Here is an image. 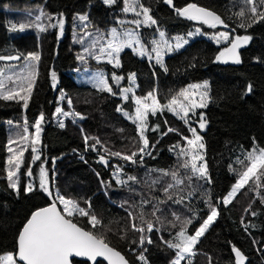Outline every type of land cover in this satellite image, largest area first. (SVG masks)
Returning a JSON list of instances; mask_svg holds the SVG:
<instances>
[{
	"label": "trees",
	"instance_id": "obj_1",
	"mask_svg": "<svg viewBox=\"0 0 264 264\" xmlns=\"http://www.w3.org/2000/svg\"><path fill=\"white\" fill-rule=\"evenodd\" d=\"M140 3L150 9V15L156 21V24L139 31L147 50L152 49L153 36L158 32H164L165 38L173 40L188 35L196 26H201L206 33L224 29L232 37H251L240 49L241 63L236 66L219 64L216 57L225 47L210 37L200 35L165 58L167 71L130 49L120 53L121 66L117 68L107 62L96 61L94 55H89L85 49L98 35L102 34L103 40L108 38L111 28L118 26L121 20L133 17L123 10L125 0H116L112 5H106L103 0H0V55H20L18 60H0V68L7 69L9 75H15L29 63L26 60L28 53L38 52L41 57L39 75L27 109L23 107L22 100H0V255L16 252L18 234L30 215L36 209L51 204L52 198L39 187V169L44 167L53 192L58 190L85 209H88L86 202H90L88 210L105 227L92 229L88 217L75 216L72 218L74 222L87 230L103 232L110 246L124 253L132 264H141L137 259L141 253L148 264H171L176 258V250L169 248L164 241L177 242L175 238L185 218L192 221L187 233L194 234L210 214L209 204L217 209L218 216L195 246L192 264H209V257L211 264H235L233 246L246 257L244 264H264V203L257 195L259 192L264 196V186L255 189L250 181L231 203H223L242 170L237 161L244 160L254 147L264 148V20L252 23L250 27H239L242 22H250L251 13L245 0H173L172 5L165 0H140ZM190 3L218 13L228 27L217 25L212 28L177 14L176 8ZM241 10L245 11L243 21L235 15ZM41 12L44 16L40 23L46 26L43 32L35 27L36 17ZM81 15H86L88 20L81 21ZM61 18L64 20L62 37L59 28L51 27ZM21 23L31 26L23 31L18 28L11 30L12 24L19 26ZM99 45L91 47V52L97 54ZM78 56H84V59H78ZM84 66L105 70L115 95L95 86L78 84L69 71ZM52 71L56 73L55 87ZM132 73L137 84L135 95L144 97L155 92L162 105L189 85L207 82L209 100L207 107L199 111V116H204L205 128L197 126L191 116L186 124L167 110L155 115L149 113L148 151L140 154L139 149L143 145L138 124L130 118L136 104L132 97L124 101L121 91ZM114 75L123 77L120 83L113 79ZM249 84L251 92L247 90ZM14 86L12 82L7 85L9 88ZM61 92L65 93L62 107L79 114L78 123L67 119L63 128L55 121ZM69 99L71 105L68 104ZM125 112L129 115L126 116ZM41 113L44 114L41 141L35 145L39 149L40 160L33 163L31 137L29 141L19 138L27 135L25 127L29 133H34L33 125ZM80 116L84 118L80 119ZM157 125L158 130L152 131ZM195 126L203 138L204 160L211 182L183 168L187 157L178 155L180 148L176 145L187 147L183 138H191L189 127ZM168 128L175 131L167 132ZM165 132L167 135L163 134ZM84 136L98 138L100 144H96L94 150L91 145L95 141L89 139L86 147ZM14 140H18L19 145H27L18 173L19 194L9 186L7 178L9 167H13L8 164L12 156L8 148ZM11 147L18 148V144H11ZM149 151L151 155L147 154ZM110 152L122 155L137 152L134 157L137 163L111 156ZM101 156L107 164L100 160ZM114 164L122 168L121 180L126 183L118 184L113 178ZM29 168L31 177L27 175ZM173 170L179 173L178 178L184 180L183 184L176 185L171 175L163 174ZM129 176L136 179L128 180ZM188 176L192 177L190 181ZM29 178L33 182V191L25 192ZM168 184L175 185L169 190L173 200H167L163 191ZM261 185H264V177ZM156 197L166 200L159 205L161 212L156 213L161 217L159 222L151 215ZM177 197H183V202L174 203ZM142 200L150 201L143 205V211L145 219L154 223L153 231L145 233L153 243L145 242L143 247L138 243L141 234L131 229L129 218L131 212L137 217L135 222L141 223ZM253 212L256 215H252ZM173 213L180 216L181 221H176ZM134 240L137 243H133ZM73 262L90 264L77 259ZM96 264L106 263L99 261ZM181 264H187L186 259Z\"/></svg>",
	"mask_w": 264,
	"mask_h": 264
},
{
	"label": "snow or ice",
	"instance_id": "obj_2",
	"mask_svg": "<svg viewBox=\"0 0 264 264\" xmlns=\"http://www.w3.org/2000/svg\"><path fill=\"white\" fill-rule=\"evenodd\" d=\"M106 5H112L116 2V0H103ZM165 2L169 5L173 4V0H165ZM126 6L124 7L125 12L132 11L136 14V16H143V20H134L131 23L136 24L137 27H140L141 24L151 26L156 24L155 19L150 15V9L145 7L140 3V0H125ZM245 3L249 5L248 11L251 13L250 22L248 23H240L239 27L246 28L250 27L252 23H257L260 20H264V0H245ZM178 15L184 16L189 20L199 21L209 27L215 28L217 25H223L225 28L228 27L225 24V21L221 18L220 15L215 12L206 9L204 7H200L195 3H190L183 8L175 9ZM237 17H239L242 21L245 18V11L241 10L238 13H235ZM44 16V13L41 12L39 16L36 17L35 27L39 29V31H46V26L40 23L41 18ZM81 21H87L88 17L86 15L79 16ZM31 25H27L24 23L11 25V30L16 31L17 28L20 31H23L26 27H30ZM52 28H59L60 34H63L64 30V20L58 19L56 23L51 25ZM199 32V29H197ZM124 36L128 37V39H121V34L117 32L116 29L111 30V39L107 41L106 46L100 43L103 40V35H98L93 42V44L86 48L85 51L89 55H94V58L99 61L101 57L106 56L107 62L113 64L115 67H120L119 53L123 51L125 48H132L133 51H137L136 48L133 47L134 44H140V40L138 36H136L135 32H125ZM160 40L152 41L154 47L152 48V52L155 53V60L157 64H160L161 67L164 68V71H167V68L164 67L163 64V55L165 51H172L173 48H180L188 41L183 39L182 37L176 38L175 44H170L164 37L165 33L160 32ZM191 35V33H189ZM217 43L221 41L228 43L229 46L224 48L219 52V55L216 57L217 61H222L224 63H228L231 61L232 63L239 64L241 63L240 56L238 53V49L247 44L251 39L250 36H235L230 39V34L228 32H220L218 35L213 36ZM83 42V41H79ZM96 44H100L99 55L91 52L90 48L95 47ZM138 54L141 56L149 55V59L152 56L147 53V51L141 45ZM40 54L38 52L28 53L26 60L29 63H26L23 70L15 75H9L6 73V70L0 68V100H22L23 107L27 109L28 101L31 98L33 87L35 85V81L38 72V63L40 61ZM20 59L19 54L15 55H0V60H18ZM78 59L83 60L84 56H78ZM51 78L53 82V87H55L56 83V73L55 71L51 72ZM130 78L135 81V74H130ZM117 82L123 79L122 76H113ZM12 82L14 87H7L8 83ZM101 91H107L110 94L115 95L112 91V87L108 84L107 80L103 78V76L98 77L97 83L95 85ZM209 85L205 82L203 85L201 84H193L188 88L182 89L173 96L168 103L161 104L157 99L155 92H149L144 97H135V104L137 105L135 109V115L130 117L133 120V123L138 122V132L140 136V140L142 142V147L139 149V153H145V150L149 146V140L145 136V132L148 130L147 119L149 113L155 115L158 111H163L167 109L168 111L173 112L178 115L180 119L184 120L185 123H188L186 119L189 116V112L191 111L195 114V109L197 108H205L207 107V103L209 100V93L207 89ZM204 89V91L198 92L197 90ZM252 86L248 85L247 90L251 92ZM130 88L123 89L124 99H128L127 93L130 92ZM199 95V99H196V96ZM61 100L65 99L64 94L60 96ZM71 99L68 100V104L71 105ZM120 111V109H117ZM63 115L65 117L69 115H77L78 113H69L65 112L62 108L57 107L55 109V115L60 116ZM127 116L128 113H125ZM83 116H80V119H83ZM44 120V114L41 113L39 118L35 121L33 127L35 129L34 133H29L28 128H24V132L27 135L21 136L19 140L29 141V137H31L30 143L33 145L31 151L34 153L32 156V162L40 160V152L35 145H39L41 141V122ZM11 123V121H9ZM27 123V122H25ZM59 126L63 128L64 122L63 120L59 121ZM206 123L204 121V116L201 114L199 127L204 129ZM159 126L157 125L155 128H152V131H157ZM175 131V129L168 128L167 132ZM189 131L191 132V138L184 137L183 139L187 142V147H180L176 145V147L180 148V152L178 155L185 156L187 159L183 161L182 167L185 169H189L193 175H196L200 179H207L210 181V177L207 173V164L204 161V155L201 150L205 148L202 136L197 133L196 128L189 127ZM167 132L163 133L167 135ZM89 139L95 141L91 147L95 150L96 144H100L98 138L84 136V141L86 147L88 146ZM11 144H18V148L11 147ZM27 150V145H19L18 140H14L10 142L8 151L12 153V156L8 159V164L13 166L9 167L7 178L9 181V186L17 191L19 194V170L21 165L23 164V156L24 152ZM105 152H109V149L104 148ZM151 155L149 151L147 153ZM111 156L120 157L124 160L130 161L133 164H136L137 161L134 157L137 156V152H133L131 155H122L120 152H110ZM100 160L107 164V160L101 156ZM247 161V163H245ZM203 162V163H200ZM43 163V162H42ZM237 163L242 165V170L238 173L237 182L232 186L231 190L228 194L223 198V203L228 205L235 198L237 193L243 189L245 186L249 185L251 181L255 189H259L264 186L261 185V178L264 177V148L254 147L251 151L247 152L244 160H238ZM39 187L45 192L50 198H52V202L47 207H42L35 212H33L27 222L23 225L22 230L19 232L17 237V251L9 252L4 255H0V264H73V257H84L87 258L91 264H96L97 258L102 257L104 260L108 261V264H129L128 260L114 247L110 246V244L106 241L105 234L103 232H95L92 230H87L84 227L78 225V223L74 222L72 219L75 216L80 217H88V223L91 225L92 229H96L98 226L105 227L102 225L100 219L93 213H91L88 209L91 208L90 202L88 203V209L80 207L79 203L73 199L66 198L64 195H61L58 190L55 192L52 191L50 186V180L48 177V173L44 167H40L39 169ZM164 175H171L176 185H180L184 183V180L178 178L179 173L176 171L164 172ZM27 175L29 177L32 176V170L29 168L27 170ZM189 181L191 180V176L187 177ZM134 176H129L128 180H135ZM118 184H124L126 181L120 180L119 178L116 181ZM153 184L156 181H152ZM175 185L168 184L164 189V194L167 200H173V195L170 193V189ZM25 192L33 191V184L28 183L25 186ZM191 195V193H189ZM261 202L264 203V196H260L259 192L257 193ZM156 203L153 204L151 215L156 218V221H160L161 217L157 216V212H161L159 205L161 203H166V200H160L158 197L154 198ZM183 197H177L173 202L174 203H182ZM57 203L62 206L58 207ZM150 203V201H141V211L139 214V219L141 221L140 224H137L135 221L137 219L133 213L129 212L130 218V227L133 231L140 233L139 237V245L141 247L144 246L145 242L148 244L153 243L150 236L145 233H151L154 229V223L152 221L146 220L143 211V205ZM210 214L203 220V223L200 225L198 229L194 231V234L187 233V227L191 224V219L185 218L181 221V217L173 213V216L176 221H181V228L176 236L175 243L171 241H164L169 248H173L176 250V258L171 262V264H181L182 260H185L186 257L194 256L196 253L194 252L195 246L199 243L200 238L206 233L209 229L210 225L215 221L218 216V211L215 207H212L209 204ZM250 211V208L248 209ZM252 215H256L255 212ZM175 227V224L172 225ZM159 231V229H157ZM121 239H124V236H121ZM163 240V237H161ZM133 243H137V241H133ZM147 251V249H144ZM232 251L235 253V264H244L246 257L243 253L236 248L232 247ZM137 259L141 261V264H148L147 258L141 253L137 256ZM187 264H192V260L187 259ZM209 264H211V257H209Z\"/></svg>",
	"mask_w": 264,
	"mask_h": 264
},
{
	"label": "rangeland",
	"instance_id": "obj_3",
	"mask_svg": "<svg viewBox=\"0 0 264 264\" xmlns=\"http://www.w3.org/2000/svg\"><path fill=\"white\" fill-rule=\"evenodd\" d=\"M129 14H132L133 15V17L132 18H128V19H124V20H121L120 21V23L118 24V26H116V27H113V28H111L110 29V35H109V37L108 38H105L104 40H103V42H102V44H104L105 46H106V44H107V41L108 40H110L112 37H111V30L112 29H116L117 30V32L119 33V34H121V39H128V37H126V36H124L123 34L125 33V32H132V31H134L135 32V34H136V36H138V38H139V40H140V44H134L133 45V47L134 48H136L137 49V51H133V49L132 48H125V49H130V50H132L134 53H136L137 55H139L138 54V51H139V49H140V47H141V45L143 46V48L147 51V53H149L151 56H152V58L151 59H149V55H144V56H141V55H139V56H141V57H145V58H147L150 62H153L154 64H156V65H158V66H161L160 64H157L156 63V60H155V53H153L152 52V49L149 51V50H147V48L143 45V43H142V41H141V39H140V37H139V31H140V29L141 28H144V27H147V25H144V24H141L140 25V27H137L136 26V24H134V23H131V21H134V20H143V16L141 15V16H136V14L134 13V12H132V11H129L128 12ZM197 29H199V32H197ZM220 32H228L229 34H230V39H232V38H234V37H232V35H231V33L229 32V31H227V30H224V29H218L217 31H212V32H210V33H206V32H204L203 31V29H202V27L201 26H196V27H194L189 33H191V35H189V33H188V35H185V36H178V37H182L183 39H185V40H187L188 42L189 41H191L193 38H195V37H198V36H200V35H204V36H207V37H210V38H212L213 36H216V35H218ZM159 33L160 32H158L157 34H155L154 36H153V39H152V41H159L160 40V35H159ZM59 34H60V32H59ZM63 35V34H62ZM62 35L60 34V36L62 37ZM165 38V37H164ZM176 38L177 37H175L173 40H169V39H167V38H165L170 44H175L176 43ZM214 40V39H213ZM215 41V40H214ZM187 42V43H188ZM216 42V41H215ZM217 43V42H216ZM218 45H220V46H223V47H228V43H225V42H223V41H221L220 43H217ZM185 45V44H184ZM183 45V46H184ZM182 46V47H183ZM153 47H154V45H153ZM152 47V48H153ZM99 48H100V45H99V47H98V53L96 54V55H99ZM181 48V47H180ZM180 48H178V49H176V48H173V50L172 51H165V53H164V55H163V64L165 63V58L168 56V55H170V54H172V53H174V52H176V51H178ZM124 49V50H125ZM123 50V51H124ZM123 51H121V52H123ZM120 52V53H121ZM120 53H119V56H120ZM97 61V60H96ZM98 62H107V58H106V56H103V57H101V59L98 61ZM108 63V62H107ZM110 64V63H109ZM112 66H114L113 64H111ZM9 66H11V65H9ZM115 67V66H114ZM10 69V68H9ZM7 70V69H6ZM9 72H10V70H9ZM13 73V72H12ZM69 74L72 76V78L78 83V84H81V85H89V86H95L96 85V83H97V80H98V77H100V76H103V78L105 79V80H107V72L105 71V70H103L102 68H91V67H89V66H84V67H81V68H76V69H72V70H70L69 71ZM11 75V74H10ZM116 81V80H115ZM107 82H108V84H109V81L107 80ZM117 82V81H116ZM121 82V80L119 81V82H117V83H120ZM205 82H199V83H194V84H201V85H203ZM110 85V84H109ZM191 85H193V84H191ZM190 86V85H189ZM188 86V87H189ZM96 87V86H95ZM136 87H137V84H136V81H133L131 78H129L128 79V84H127V86H124V87H122L121 88V91H122V99L124 100V101H127V100H125L123 97H124V92H123V89H125V88H130L131 89V91L130 92H128L127 93V95H128V98L129 97H132L133 99H134V102H135V97H137L136 95H135V89H136ZM187 87V88H188ZM198 92H200V91H204V89H200V90H197ZM207 91H208V89H207ZM61 94H64V96H65V93L64 92H61L60 94H59V96H58V100H59V104L57 105V107H60V108H62L65 112H69V113H74L75 114V112H74V110L73 109H65V108H63L62 107V103H63V100H61L60 99V96H61ZM196 99L198 100L199 99V95H197L196 96ZM56 107V108H57ZM136 107H137V105L134 107V111H133V114H132V116L131 117H133L134 115H135V109H136ZM200 109L201 108H197V109H195L194 111H195V114H193L191 111L189 112V116L186 118V119H188L190 116L192 117V119L194 120V121H196L197 123H198V125L197 126H199V123H200V116H199V111H200ZM165 110H167V109H165ZM164 111V110H163ZM168 111V110H167ZM158 112H162V111H158ZM168 112H170L171 114H173L175 117H177L178 119H180L179 118V116L178 115H176V114H174L173 112H171V111H168ZM125 113H127V112H125ZM129 115V114H128ZM199 118V119H198ZM67 119H70V120H72L73 122H75V123H78V120H79V116H77V115H69V116H67V117H65V116H63L62 114L60 115V116H57V115H55V121L58 123V125H59V121L60 120H63V122H64V124H65V121L67 120ZM180 120H182V119H180ZM137 124H138V122H137ZM147 126H148V119H147ZM194 128H197L196 126L194 127ZM197 130V129H196ZM35 132V131H34ZM147 132V131H146ZM146 132H145V136H146ZM197 133L201 136V134H200V132H199V130H197ZM203 142V141H202ZM148 150L146 149L145 150V153L147 152ZM201 152H202V154L204 155V149L203 150H201ZM203 162H205V160L203 161ZM203 162H200V163H203ZM121 172H122V168L119 166V165H117V164H114V170L112 171V175H113V178L115 179V181H117V179L119 178L120 180H121ZM30 179V178H29ZM28 183H32L33 184V182H32V179H30V181L28 182ZM27 183V184H28ZM26 184V185H27ZM34 187V186H33ZM61 206V205H60ZM61 208H62V206H61ZM5 254H7V253H5ZM193 259V256H191V257H186V262H187V259Z\"/></svg>",
	"mask_w": 264,
	"mask_h": 264
},
{
	"label": "water",
	"instance_id": "obj_4",
	"mask_svg": "<svg viewBox=\"0 0 264 264\" xmlns=\"http://www.w3.org/2000/svg\"><path fill=\"white\" fill-rule=\"evenodd\" d=\"M199 6V5H198ZM200 7H203V6H200ZM204 8H206V7H204ZM206 9H208V8H206ZM210 10V9H209ZM212 11V10H211ZM214 12V11H213ZM216 13V12H215ZM216 14H218V13H216ZM219 15V14H218ZM246 45V44H245ZM229 46V45H228ZM244 46V45H243ZM243 46H241L239 49H238V53H239V56H240V49L243 47ZM11 61H14V60H11ZM218 63L219 64H221V65H230V66H236V65H238V64H235V63H232L231 61H229L228 63H224V62H222V61H218ZM50 205V204H49ZM49 205H46V206H43V207H47V206H49ZM57 206L58 207H60L59 206V204L57 203ZM42 208V207H41ZM38 209H40V208H38ZM38 209H36V210H38ZM35 210V211H36ZM34 211V212H35ZM31 216V215H30ZM30 218V217H29ZM27 222V221H26ZM23 228V227H22ZM22 230V229H21ZM116 249V248H115ZM117 251H119L126 259H127V257H126V255L124 254V253H122L120 250H118V249H116ZM17 251V250H16ZM73 259V261L75 260V259H77V260H82V261H87V262H89L90 264H91V262L90 261H88L87 260V258H84V257H73L72 258ZM128 260V259H127ZM99 261H104L106 264H108V261H106V260H104L102 257H98L97 258V262H99ZM96 262V263H97ZM128 262H129V264H132L129 260H128ZM73 264H74V262H73Z\"/></svg>",
	"mask_w": 264,
	"mask_h": 264
}]
</instances>
